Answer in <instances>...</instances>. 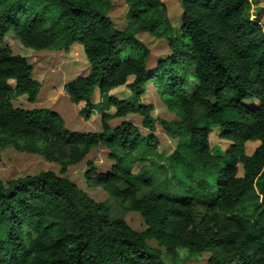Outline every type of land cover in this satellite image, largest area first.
<instances>
[{"label":"trees","instance_id":"obj_1","mask_svg":"<svg viewBox=\"0 0 264 264\" xmlns=\"http://www.w3.org/2000/svg\"><path fill=\"white\" fill-rule=\"evenodd\" d=\"M124 1L118 28L107 15L110 0H0V146L5 140L36 145L62 170L93 147L119 151L110 168L98 172L90 164L84 177L121 211L112 214L106 199L94 200L52 170L0 179V264H166L158 246L172 256L181 247L208 251L206 264H264L260 15L252 17L251 0H179L180 25L173 27L162 0ZM9 31L36 49L82 46L88 71L63 90L82 103L85 119L94 113V94L100 103L106 97L97 130H68L56 111L36 104L41 85L32 65L1 46ZM140 32L163 36L169 54L149 66L151 48ZM147 83L178 119L155 117L152 104L137 101ZM123 85L132 99L111 93ZM12 92L26 94L27 103L13 102ZM132 112L148 133L126 119L109 124ZM156 125L177 139L167 166L161 165L162 179L145 166L136 173L123 166L127 153L135 159L154 153ZM213 128L230 142L221 153L210 146ZM248 141L258 142L250 153ZM126 212L136 213L144 227H132Z\"/></svg>","mask_w":264,"mask_h":264},{"label":"rangeland","instance_id":"obj_2","mask_svg":"<svg viewBox=\"0 0 264 264\" xmlns=\"http://www.w3.org/2000/svg\"><path fill=\"white\" fill-rule=\"evenodd\" d=\"M112 6L107 10V15L111 18L116 27L121 28L125 22L126 1L110 0ZM166 6L168 18L173 27L180 25L181 8L179 0H162ZM251 15L255 17L260 15L261 23L264 24V0H251ZM137 37L151 48V54L148 61L149 66L156 63L160 56L169 54L170 50L167 41L163 36L156 37L148 32H140ZM3 47H9L13 52L24 55L28 62L32 65V76L40 82V90L37 95L36 104L41 107H48L56 111L64 121V125L68 130L72 131H94L99 128L98 110L103 106L107 110L106 97L99 102V96L94 94L95 105L93 107V115L89 119H85L79 112L82 103L76 104L72 102L63 90V84L77 76L86 74L88 71L87 59L79 43L71 45L69 50L57 49H36L24 44L12 31L5 34L1 43ZM111 93L117 98L132 99L131 91L126 86H119L111 90ZM13 102L26 104V94L12 92ZM138 102L150 103L153 106L151 111L155 117L170 121L178 119L177 113L169 108V105L160 95L157 87L152 83H147L145 91L137 99ZM114 107L111 106L109 111L113 112ZM122 119H126L133 125L140 128L143 134L148 130L141 128V115L138 113H128L123 118H113L109 121L111 126L116 125ZM154 136L157 139V145L154 153L147 155L144 159H135L134 154L127 153L123 161V166L132 173H136L145 166L148 172H152L155 177H164V167L167 166L165 157L173 151L177 139L170 134L164 132L160 126L156 125ZM5 140V139H4ZM210 146L213 147V153H221L230 146V142L220 137L218 128H213L209 134ZM257 141H248L245 144V152L250 153L257 145ZM111 156L110 153H112ZM120 152L111 150L104 146H96L87 152V154L79 161L67 164L64 170L61 165L56 162L48 161L40 152L39 147L30 143L19 141H6L0 146V179L3 181L12 178L35 174L43 170H52L56 174L66 176L74 181L79 187L86 190L94 200H107L111 208L112 214L121 213L115 207V201L107 196L106 192L100 187H90L86 185L84 172L90 164L95 166L96 171H105L116 162V155ZM239 171L240 167H239ZM164 174V175H163ZM126 221L135 229L144 227L142 219L136 213L126 212ZM148 244L157 247L155 240H148ZM161 249L163 259L166 264H206V260L210 252L203 251L191 254L186 248H178L172 256L165 252L164 247Z\"/></svg>","mask_w":264,"mask_h":264}]
</instances>
